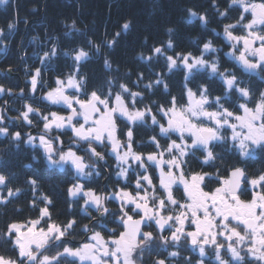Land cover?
Here are the masks:
<instances>
[{"label": "snow or ice", "instance_id": "snow-or-ice-1", "mask_svg": "<svg viewBox=\"0 0 264 264\" xmlns=\"http://www.w3.org/2000/svg\"><path fill=\"white\" fill-rule=\"evenodd\" d=\"M8 2L0 0V5ZM212 6L221 19L230 18L229 9H239L238 18L224 24L222 33L212 31L222 35L229 46L224 55L235 61L243 73L264 82V0H230L229 8L224 10L213 0ZM186 13L190 20L199 19L202 25L210 22L206 13L191 8ZM62 23L67 28L64 35L76 33L84 38L82 43L64 50L59 47V37H53L55 42L40 56L41 67L31 70L28 82L30 94H35L38 84L44 82L41 69H49L58 51L70 57L72 70L56 75L55 86L41 97L50 105L62 106L66 114H43L25 103L16 119L35 127L30 117L38 116L42 129L33 135L10 132L5 120L13 118L7 116L6 106L0 107V138H7L17 149L23 144L41 150L49 169L68 176L71 182L67 196L77 203L83 201L81 212L90 223L81 225L75 217L57 222L52 211L55 202L40 190L36 176L26 179L27 189L10 187L15 173L5 174L7 161L0 156V206L6 207L30 190L28 207L37 213L35 218L6 224L0 240L10 244L16 255L13 258L0 254V264H63L66 260L71 264H137L146 251L181 247L182 242L199 252V264H204L206 249L212 251L219 264H264V172L250 178L244 168L235 165L226 168L227 176H221L219 171L215 177L206 172H185L188 159L197 152L206 165L220 159L214 152L218 145H228L227 151L235 149L242 159L264 152V89L253 87L250 80L237 76L232 69L221 70V49L211 39L202 44L198 38L193 39L195 53L177 51L180 45L174 26L165 29L166 40L148 45L149 38L144 37L148 54L141 51L138 58L146 65L147 75L137 70L133 80L130 69L120 73L119 64L114 65L105 52V71L118 75H107L101 83L90 85L88 74L82 71L83 64L98 57L104 46L114 50L122 33L131 30L133 21L125 20L111 39L105 33L101 43L88 37L75 18L71 23ZM14 28L15 23L8 24L9 30ZM4 36V29H0V43ZM157 66L163 70L157 71ZM205 72L209 81L213 77L222 81L221 95L214 94L210 83L198 82ZM175 73H181L183 80L178 95L172 94L169 86ZM124 80L142 90L134 91ZM159 89L163 90V102L151 99ZM6 92L13 94L0 85V94ZM19 95L23 97V89ZM140 126L158 129L147 142L155 151L145 154L136 150L142 145L136 144L134 129ZM68 131L71 137L65 145L62 136ZM161 139L167 143L162 145ZM98 148L116 160L115 175L119 180L115 188L105 185L108 191L91 187L102 173L90 161L107 163ZM32 159L39 157L33 155ZM150 168L156 173L155 182ZM211 179L218 186L206 190L205 181ZM121 182L123 187L119 186ZM246 185L252 189L248 200L241 198L248 192ZM174 189L181 191L179 199ZM110 202L117 205L115 210L108 207ZM90 208L96 216L90 214ZM77 227L85 238L72 246L69 236ZM152 228L155 232L145 230ZM52 249L59 250L49 254ZM168 255L177 257L179 253L172 251ZM185 261L191 264L189 258L185 257ZM153 264H166V260L156 259Z\"/></svg>", "mask_w": 264, "mask_h": 264}, {"label": "trees", "instance_id": "trees-1", "mask_svg": "<svg viewBox=\"0 0 264 264\" xmlns=\"http://www.w3.org/2000/svg\"><path fill=\"white\" fill-rule=\"evenodd\" d=\"M229 2L230 0H215L220 10L228 9ZM212 5L213 0H9L7 5H0V29H4L5 32L3 43H0V48L4 49L0 51V85H3L5 89L12 90H20L23 86L24 96L26 97L25 103H30L34 108H39L43 114L50 111L60 112L57 105H50L41 97L51 87L55 86L53 81L56 75H59L61 71L70 72L72 70L70 57H66L58 51V56L49 69L47 71L41 69L44 82L38 84L35 94H30V83L28 81L30 80L31 70L41 67L39 58L55 42L53 37H59V47L64 50H70L78 43H82L84 38L76 33H73L72 36L64 35L67 28L62 21L66 20L71 23V20L75 18L77 26L85 30L88 37L96 43H101L105 38V33H107V38L111 39L115 32L121 30L122 23L131 18L133 21L131 30L127 34L122 33L114 50L109 51L104 46L98 57H93V59L83 64L82 71L88 74L90 85L101 83L107 75H118L115 72L105 71L103 65L105 52L109 54L114 65L119 64L120 73L130 69L133 72L131 77L133 80L135 79L134 73L137 70L144 71L147 75L146 65L138 58V53L141 51L148 54V46L144 45V37L149 38L148 45L166 40L168 36L165 29L174 26L177 30L176 42L180 45L176 49L177 51L187 49L195 53L196 47L192 43L193 39L198 38L201 44L211 39L221 49L219 53L221 70L225 68L232 69L237 76L250 80L253 87L264 89V82L243 73L235 61L224 55L229 50V46L225 43L222 35L216 34L222 33L224 24L234 22L238 18L239 9H229L230 18L221 19ZM188 8L198 13H206L210 21L209 24L202 25L199 19L190 20L186 13ZM9 23H15V28L9 30ZM85 25H87V28H85ZM213 29L216 30V33L212 31ZM33 37H38V39L33 40ZM206 58L211 59L212 57L208 56ZM9 68L13 70L12 75L7 73ZM26 68L30 70L27 73ZM156 70L161 71L163 69L157 66ZM123 82L128 83L129 87H133L129 80ZM198 82L210 83L216 95H221L223 92L224 85L222 81L215 77L209 81L206 72L200 74ZM182 83L181 73L171 75L169 86L172 94H179ZM133 90L141 91L142 88L133 87ZM162 91V89L157 90L156 95L152 96L151 99H160L163 102ZM6 97L8 98L7 92L0 94V107L6 106L4 102ZM15 104L20 107L18 101ZM32 117L37 116L33 114ZM5 126L9 127L7 119L5 120ZM9 129L11 131L10 127ZM157 131L158 129L153 131L145 126L135 128V142L142 145L137 147L136 150L145 154L155 151V148L147 142L152 135H156ZM160 143L164 145L167 141L161 139ZM227 147L228 145H218L214 152L218 153L221 158L207 165L201 162L203 156L200 152H197L195 156L188 159V164L185 167L186 174L189 172H206L215 177L217 171H219L221 176H227L226 168L233 165L244 168L250 178L264 172V152H257L255 157L242 159L235 149L227 151ZM37 154V150L24 145L17 149L9 143L7 138H0V156H3L7 161L5 174L15 172V182H12V185L27 189L26 179L36 176L40 184V190L52 197L55 202V208L52 211L53 218L57 222H64L75 217L81 225L90 223L87 216L81 212V201L77 203L67 196L66 189L71 182L68 176L58 169H49L42 159L34 161L32 157ZM26 165H31V167H26ZM149 171L153 173L155 182L156 173L152 168ZM205 183L208 184L206 190L218 186L215 179L206 180ZM102 185H104L103 176L93 183V188L107 191ZM178 188H182V186H178ZM174 193L178 199L181 197L180 190L174 189ZM250 193L251 191L244 193V199H250ZM31 198V192L27 190L24 195L13 200L6 207L0 206V235L6 230L5 226L9 222L36 217L37 213L28 207ZM17 209H20V211H17ZM89 211L94 212L91 208ZM112 226L117 227L115 224H112ZM146 230L155 232L154 228ZM73 232L75 233L73 235L74 240H82L84 234L79 227ZM167 234L165 232V235ZM77 243L75 241L72 246H76ZM182 245L181 247L169 246L166 250L146 251L138 262L139 264H153L156 259H165L166 264H186L185 257H187L191 260V264H199L202 259L199 252L188 247L186 242H182ZM57 250L59 249H52L49 254H54ZM2 251L11 257L16 255L10 244L0 240V253ZM172 251L178 252L179 255L170 257L168 253ZM222 255L225 259H229L226 252H222ZM203 259L204 264H219L214 260V255L210 249H206V256ZM63 264H71V262L66 260Z\"/></svg>", "mask_w": 264, "mask_h": 264}, {"label": "flooded vegetation", "instance_id": "flooded-vegetation-1", "mask_svg": "<svg viewBox=\"0 0 264 264\" xmlns=\"http://www.w3.org/2000/svg\"><path fill=\"white\" fill-rule=\"evenodd\" d=\"M22 88L24 89L23 86H22ZM12 91H13L14 94L11 95V96H8V98L6 97V99L4 100V102L7 103V105L6 104L5 105L7 106V110L9 112L8 113L9 116L10 117H19L20 112H22L24 110L23 105L26 102V99H25L26 97L24 95H23V97H19V96H16L15 95V93L19 92L20 90H12ZM17 101L19 102L20 107H18V104H15V102H17ZM57 106L60 109V112L59 113L66 114L65 113V109L62 106H60V105H57ZM55 112H57V111H55ZM30 118L33 120V124L35 125V127H32V126L27 125V123L24 122L22 119H21V122L20 123H18L17 121H13V120L9 121L8 120V125L11 128V131L10 132L21 131L22 133L31 132L33 135L38 134L39 133V130L42 129V121L39 119L38 116L35 117V118H33L31 116ZM54 134H60V133H54ZM70 137H71V132L70 131L66 132V134H64L62 136V138L64 139V142H65V145L68 144ZM21 145H23V144H21ZM36 150L38 151V154L36 155L37 157H39L38 160H40V159L43 160L41 150H39V149H36ZM97 150L104 152L105 160L107 161V163L105 164L103 162H98V161H95V160L90 161V163H95L97 165V167L100 168L101 173H102L101 177L103 176V184L104 185H107L108 188H115L117 186V182L119 180V178L115 175V172L117 171L115 157L109 155L107 153V151H105L104 149H99L98 148ZM101 177H99V178H101ZM99 178H97L96 180H98ZM129 179L130 180L132 179V174L131 173L129 174ZM153 180H154V178H153ZM12 182H15V179ZM104 185H102V186L105 188ZM9 186L15 188L14 184L13 185L10 184ZM119 186L123 187V183L121 182L119 184ZM17 187H19V186H17ZM91 187H93V183L91 184ZM108 188H106L107 191H108ZM247 188L249 189V191H252L251 186H248L247 185ZM103 190L105 191V189H103ZM80 201H81V204H82L83 201L82 200H80ZM108 207L115 210L116 207H117V205L115 203H111L110 202V203H108ZM89 212H90V214L92 216H96V212L95 211L93 213L91 211H89ZM109 227H113L112 224H109ZM73 235H75L74 232H72L71 235L69 236V240L72 241V244L75 241L76 242H79L80 240L79 241L74 240L75 238H74ZM84 238L85 237L83 235V238L82 239H84ZM0 254L6 255L5 253H3V251ZM7 256H9V255H7ZM13 258H15V257L13 256Z\"/></svg>", "mask_w": 264, "mask_h": 264}, {"label": "water", "instance_id": "water-1", "mask_svg": "<svg viewBox=\"0 0 264 264\" xmlns=\"http://www.w3.org/2000/svg\"><path fill=\"white\" fill-rule=\"evenodd\" d=\"M7 73H8L9 75H12V74H13V70H12V68H9V69L7 70ZM21 89H23V88H21ZM21 89H20V90H21ZM23 90H24V89H23ZM12 93H13V91H12ZM19 93H20V91L17 92V93H15V95L21 97V96L19 95ZM13 94H14V93H13ZM13 94H12V95H13ZM8 96H11V95L8 94ZM9 117H10V116H9ZM12 118H13V119H12L13 121H17L18 123L21 122V119H16V118H18V117H12Z\"/></svg>", "mask_w": 264, "mask_h": 264}, {"label": "rangeland", "instance_id": "rangeland-1", "mask_svg": "<svg viewBox=\"0 0 264 264\" xmlns=\"http://www.w3.org/2000/svg\"><path fill=\"white\" fill-rule=\"evenodd\" d=\"M250 18V17H249ZM242 199H244V197H243V195H242V197H241ZM244 200H246V199H244ZM137 264H139V262L137 261Z\"/></svg>", "mask_w": 264, "mask_h": 264}]
</instances>
